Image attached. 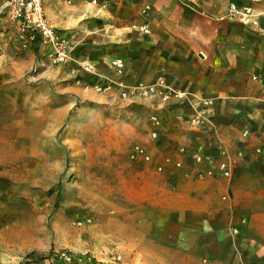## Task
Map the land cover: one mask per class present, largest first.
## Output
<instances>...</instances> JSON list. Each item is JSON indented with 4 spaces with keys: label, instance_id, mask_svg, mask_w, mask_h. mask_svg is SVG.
<instances>
[{
    "label": "crops",
    "instance_id": "1",
    "mask_svg": "<svg viewBox=\"0 0 264 264\" xmlns=\"http://www.w3.org/2000/svg\"><path fill=\"white\" fill-rule=\"evenodd\" d=\"M46 1L65 10L62 21L68 8L75 22L88 11L89 37L80 45L91 50L161 48L173 65L151 69L154 80L143 83L186 93L165 103L184 125L182 136L174 133L181 146L173 150L176 168L159 173L153 217L137 225L138 239L115 242L120 264H264V0H43L45 15ZM88 60L83 64L95 72L98 61ZM114 65V88L132 86L134 79L122 76L125 65ZM220 144L228 150L231 177L217 169L225 159ZM193 153L204 156L211 176H196ZM5 196L0 191V264H64L24 258L45 248L32 236L16 239ZM108 249L94 242L87 249L92 263L72 264H116L106 263Z\"/></svg>",
    "mask_w": 264,
    "mask_h": 264
},
{
    "label": "rangeland",
    "instance_id": "2",
    "mask_svg": "<svg viewBox=\"0 0 264 264\" xmlns=\"http://www.w3.org/2000/svg\"><path fill=\"white\" fill-rule=\"evenodd\" d=\"M9 1L0 0L3 209L18 241L32 236L45 248L24 254L30 262L92 263L87 249L96 242L111 249L106 263L120 264L115 242L136 241L137 225L152 220L157 178L165 166L176 168L173 150L181 146L174 133L182 136L184 125L165 108L167 101L136 92L121 96L112 67L124 64L122 76L134 86L154 80L151 69L173 62L151 45L108 44L100 53L80 45L89 37L88 11L75 22L68 8L62 21L65 10L46 1V15L68 51L67 61L54 63L50 49L11 18ZM104 54L117 58L113 65ZM88 59L98 61L95 72L83 64ZM60 251L69 259L54 256Z\"/></svg>",
    "mask_w": 264,
    "mask_h": 264
},
{
    "label": "built area",
    "instance_id": "3",
    "mask_svg": "<svg viewBox=\"0 0 264 264\" xmlns=\"http://www.w3.org/2000/svg\"><path fill=\"white\" fill-rule=\"evenodd\" d=\"M9 3L10 16L15 20L20 30L24 32L30 40L38 39L40 45L47 50L49 48L50 52L48 50V55L54 63L67 61V44L63 38L57 35L56 31L49 23L44 13L43 0H10ZM135 92L139 96H155L162 101H168L170 98L183 99L186 96V93L180 90H164L160 88V86L144 84L142 82H139L134 86L123 88L120 94L123 97H128ZM218 148L225 159L217 163V169L224 177H231L232 169L229 160L226 159L228 157V150L222 144H220ZM139 152L143 153L144 151L141 148ZM192 158L199 167L196 174L198 178H201L204 175H212L213 170L211 167H205V159L202 154L193 153ZM176 165H179V162L176 163ZM54 256H61L69 259V255L66 251L56 252V255ZM116 258L119 259L118 256Z\"/></svg>",
    "mask_w": 264,
    "mask_h": 264
}]
</instances>
